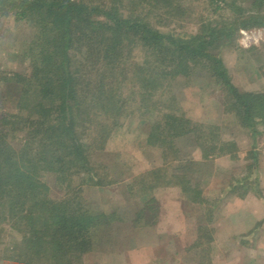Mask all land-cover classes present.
<instances>
[{"label":"rangeland","instance_id":"1","mask_svg":"<svg viewBox=\"0 0 264 264\" xmlns=\"http://www.w3.org/2000/svg\"><path fill=\"white\" fill-rule=\"evenodd\" d=\"M147 3L125 9L145 15L151 27L178 40L192 42L195 37V45L199 40L210 42L204 53L195 51L194 62L177 56L183 42L167 44L177 49L165 57L163 70L152 65L158 52H148L141 45L133 47L126 70L116 73L118 79L114 80L121 114L114 116L113 127L107 130L113 117L111 107L101 101L84 104L87 113L80 120L79 132H88L94 139L88 153L93 170L72 175L66 188L45 174L50 197L58 200L72 193L89 213L113 214L109 224L99 225L93 250L83 255L84 264H210L211 260L222 264L224 258L237 264H264V220L261 231L248 232V225L242 229V251L232 249V237H216L210 244L211 233L196 228L181 237L163 232L177 229V218L171 215L177 209V173L190 166L188 158L194 157L199 146L204 153L216 146L214 152L220 157L214 162L217 170L211 192L234 182L249 186L256 177L264 199V121L254 117L252 124H247L230 91L264 94V0ZM36 32L27 20H16L12 10L1 8L0 109L7 86L19 85L7 83L4 77L30 73L26 48ZM177 64L183 68L178 74L173 72ZM135 66L145 69L136 72ZM181 118L192 122V132L177 135V119ZM157 124V135L149 137ZM234 154L238 157L233 159ZM144 184L155 186L143 194ZM149 199L154 200L146 207ZM142 209L143 218L138 220ZM255 209L263 214L264 204ZM11 224L0 222V264H9L26 253L20 243L22 233Z\"/></svg>","mask_w":264,"mask_h":264},{"label":"trees","instance_id":"2","mask_svg":"<svg viewBox=\"0 0 264 264\" xmlns=\"http://www.w3.org/2000/svg\"><path fill=\"white\" fill-rule=\"evenodd\" d=\"M140 4L148 3L147 0H0V10L7 7L16 20H27L37 28L26 48L31 58L30 73L4 77L7 83L19 85L7 86L1 99L0 222L11 221L12 228L22 233L20 243L26 251L23 257L8 261L9 264L42 261L84 264L83 255L93 250L92 240L99 225L113 220V214L89 213L72 193L52 200L43 176L51 174L55 183L63 187L68 186L72 175L93 170L88 153L93 150L94 139L83 129L79 132L80 120L87 113L84 104L88 100L101 101L111 107L113 117L107 130L113 127L114 116L121 114L113 84L118 79L116 73L126 70L133 47L141 45L148 52H158L155 63L152 62L157 70L165 68V57L177 49L167 44L183 42L177 56L185 61L194 62L195 51L205 52L210 41L199 40L195 45L194 41H198L195 37L192 42L178 40L151 27L145 15L125 9ZM143 69L135 66L136 72ZM182 69L177 64L173 72L178 74ZM230 91L240 103L246 123L252 124L254 117L264 121V94L241 95L233 88ZM157 126L149 137L157 135ZM189 127L193 128L192 122L177 119V135L192 132ZM215 148L211 145L206 151L214 154ZM190 178L183 176L187 181ZM154 186L144 184L141 193H149ZM150 200L154 199H149L146 207H150ZM143 212L144 209L138 213V220L143 218Z\"/></svg>","mask_w":264,"mask_h":264},{"label":"crops","instance_id":"3","mask_svg":"<svg viewBox=\"0 0 264 264\" xmlns=\"http://www.w3.org/2000/svg\"><path fill=\"white\" fill-rule=\"evenodd\" d=\"M197 149L199 150L194 157L190 155L188 158L190 166L186 168V172L177 169V172L181 171L179 175L177 173V195H175L177 209L171 213V215H175V220L177 218V229L170 232L173 228L170 227L163 232L167 235L177 234V237H181L186 235L187 231L196 228V230L211 233H209L210 244L213 240L215 241L216 237L218 239L232 237L231 241L234 246L232 249L242 251L241 244H243V241L239 237L244 232L242 229L245 228V225H248V232L252 233L258 232L257 229L261 231L263 227L264 213L255 212V207L264 204L260 183L254 177L253 183L249 186L247 183L236 186L238 182H234L235 185L232 183L231 187L228 184L222 189V185H220L218 191L211 192L214 189L212 178L217 170L214 162H218L220 157L215 153H204L200 146ZM234 156L235 158L238 157L234 154L231 158ZM184 157H182V160H184ZM253 161L255 167L257 163L254 159ZM249 167L248 165L247 168ZM181 176L191 178L189 181L179 180ZM199 215H202L201 219H199ZM214 221L217 223L216 226L212 225ZM172 224H175V222ZM210 264H213L212 260ZM222 264L237 263L224 258Z\"/></svg>","mask_w":264,"mask_h":264}]
</instances>
